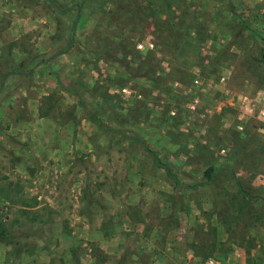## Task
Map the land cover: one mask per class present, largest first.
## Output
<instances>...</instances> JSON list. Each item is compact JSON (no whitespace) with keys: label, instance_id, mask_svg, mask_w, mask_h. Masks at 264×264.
I'll use <instances>...</instances> for the list:
<instances>
[{"label":"rangeland","instance_id":"rangeland-1","mask_svg":"<svg viewBox=\"0 0 264 264\" xmlns=\"http://www.w3.org/2000/svg\"><path fill=\"white\" fill-rule=\"evenodd\" d=\"M263 49L264 0H0V264H264Z\"/></svg>","mask_w":264,"mask_h":264},{"label":"built area","instance_id":"built-area-1","mask_svg":"<svg viewBox=\"0 0 264 264\" xmlns=\"http://www.w3.org/2000/svg\"><path fill=\"white\" fill-rule=\"evenodd\" d=\"M143 45L144 44L139 43L138 47L142 48ZM146 46L152 48L154 44L152 42H149L146 44ZM226 79L227 76L225 75H220L219 77V81L223 84V86L226 84ZM175 85H177V83H175ZM207 87L208 85L205 79L201 77H194L187 86L186 91L182 93L185 96L186 100L183 104V108L180 110L181 112H179V110L175 108L171 111V115L179 116L180 114H182L193 120H199L202 117L211 114L213 112V108H211L210 106H205L202 99V96L205 95ZM120 91L127 95L131 94L130 90H128L127 87L121 88ZM223 92L229 93V89L225 88ZM138 97H140V95H138ZM235 97L238 110V120L240 121L238 129L241 130L243 128L242 124L245 121L253 120L258 123L261 130L264 131V90L257 91L253 95L235 94ZM217 108V110L215 111L220 112L221 106H218ZM237 257L238 259H240L239 255L237 254V256L234 255L233 257L227 259L223 264H237L235 262L237 261ZM204 264H218V260L209 257L204 261Z\"/></svg>","mask_w":264,"mask_h":264},{"label":"trees","instance_id":"trees-1","mask_svg":"<svg viewBox=\"0 0 264 264\" xmlns=\"http://www.w3.org/2000/svg\"><path fill=\"white\" fill-rule=\"evenodd\" d=\"M231 8H233V6H231ZM232 11H233V9H232ZM242 23H243V26H244V27L247 26L244 22H242ZM73 32H74V29L72 28V30H71V33H72L71 35H72V36L70 37V40H73ZM66 48H67V47L60 49L57 53H58V54H61V53L65 52ZM80 103H81V102H80ZM84 109H85V112H86L87 117H88L90 120H92L93 122H95V123L98 124L99 126H106V125H107V124L104 122V120H103L102 118L98 117V116H97V115H96L91 109H88V108H84ZM113 131H115V132H117V133H121V134H123L126 138H128V139H130V140H133V141H135V142H138V139H137V138H135L134 136H130V135L126 134L125 130H122V129H114ZM146 151H148V150H146ZM148 152H149V151H148ZM147 154H148V153H147ZM152 161H153V163L156 164L157 166H162V167H164V169L166 170V172H167L168 174H170V170H169L168 166H167L165 163H163L159 158H157L155 155L153 156ZM205 174H206L208 180H211V179H212V168L206 170ZM171 176H172V175H171ZM236 183L238 184L239 188L241 189V184H240V182H238V180H236ZM209 186H210V188L214 191V188H213L211 185H209ZM247 253H248V256H246V264H256V263H257V258H256V256H255L254 254H252V255H253V256H252V255H251V252H249V251H248Z\"/></svg>","mask_w":264,"mask_h":264},{"label":"water","instance_id":"water-1","mask_svg":"<svg viewBox=\"0 0 264 264\" xmlns=\"http://www.w3.org/2000/svg\"><path fill=\"white\" fill-rule=\"evenodd\" d=\"M262 58H263V60H264V49H263V52H262Z\"/></svg>","mask_w":264,"mask_h":264},{"label":"crops","instance_id":"crops-1","mask_svg":"<svg viewBox=\"0 0 264 264\" xmlns=\"http://www.w3.org/2000/svg\"><path fill=\"white\" fill-rule=\"evenodd\" d=\"M253 251H254V250H253ZM236 252H237V250H236ZM237 253H238V252H237ZM256 254H258V253H256ZM243 259H244V258H243ZM244 260H245V259H244ZM244 260H243V261H244ZM243 261H240V262L242 263ZM256 264H257V263H256Z\"/></svg>","mask_w":264,"mask_h":264}]
</instances>
